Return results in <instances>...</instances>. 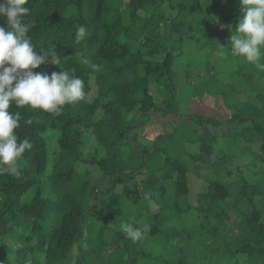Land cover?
Instances as JSON below:
<instances>
[{"label":"trees","instance_id":"1","mask_svg":"<svg viewBox=\"0 0 264 264\" xmlns=\"http://www.w3.org/2000/svg\"><path fill=\"white\" fill-rule=\"evenodd\" d=\"M216 4L215 0H28L25 6L30 12L24 17L30 25L28 35L36 51L50 60L32 71L50 75L53 71L71 73L75 69V75L84 82L86 97L66 104L58 115L10 105V112L21 113L20 126L15 130L17 136L21 140L28 138L33 147L17 161L20 175L0 173V264H94L87 261L82 250L74 258L72 253L74 245L83 241L84 216L92 213L91 208L83 206L90 199L87 181L73 184L76 163L83 162L96 164L102 177L109 179L107 189L94 203L97 206L106 203L113 218L117 216L115 205L121 203L120 194L134 195V201L142 197L154 199L156 194H165L164 184L175 174L173 204H157L159 210L148 221L149 235L143 243L141 239L133 242L120 230L113 240L101 245L97 253L104 255L107 248L111 250L106 253L104 264H137L139 258H164L160 245L166 246L170 237L159 234L172 226L169 228L164 220L161 221L163 210L172 208L177 211L176 215L194 210L189 202L188 170L176 161L170 163L173 173L163 170L160 164L153 166L151 156H158L164 149L157 141L153 146L142 142L139 127L145 124L144 116L149 119L159 111L170 112L165 105L174 101L176 90L170 80L175 59L172 51L181 50L197 32L199 48L206 37L217 47L221 45L219 30H225L228 23H235L232 28L235 30L239 14L223 15L221 12L222 16H215L211 10ZM141 12L148 15L143 16ZM81 25L87 28L88 34L84 40L77 41L75 33ZM0 26L6 27L5 19L0 18ZM82 56L99 65V70L82 65ZM261 62L264 63V59ZM252 70H258L254 64ZM260 72L264 76V71ZM247 81L251 86L253 76ZM154 82L167 90L161 101L155 100L150 92ZM259 90L262 95L257 91L256 96L264 98V91ZM193 116L201 118L199 114ZM234 117L232 113L230 118ZM29 118L33 121L31 125L25 123ZM255 127L261 137L259 149L262 153L264 125L256 124ZM48 129L61 131L59 137H50H58L59 148L53 158H49L48 140L44 137ZM88 134L95 135L104 150L103 157L90 153V157L84 156L81 148ZM209 152L207 145L200 144L199 154L193 155V159L206 161L204 157ZM164 161L170 162L168 158ZM146 167L149 171L142 172ZM138 172L145 176L137 181L134 175ZM227 174L232 173L228 170ZM242 181L237 202L232 203L245 198L252 209L238 221L240 232L228 228L229 214L225 215L223 209L212 213L205 209L202 215L203 203L231 201L230 185L218 179L207 180L197 194L201 224L192 226L189 231H171L173 246H182L184 240L191 244L201 242L197 247L201 255L206 245L219 252L224 243L221 251L225 253L221 258H227L219 264H264V218L253 206L257 190H252L254 186L246 180ZM31 189V197L22 200ZM173 214L166 218H172ZM204 221H213L215 225ZM46 222L52 224L47 226ZM219 223H223L220 231L217 229ZM153 241L158 244L156 253L148 245ZM12 242L18 243L15 250ZM182 251L180 248L179 256L172 257L171 264H189Z\"/></svg>","mask_w":264,"mask_h":264},{"label":"rangeland","instance_id":"2","mask_svg":"<svg viewBox=\"0 0 264 264\" xmlns=\"http://www.w3.org/2000/svg\"><path fill=\"white\" fill-rule=\"evenodd\" d=\"M215 1H217V4L211 10L213 15L222 16L221 12L223 15H233L236 13L240 15L238 0ZM141 14L143 16L148 15L144 12H141ZM228 24L231 28L235 25V23ZM218 34H220L221 45L227 47L231 34L227 25L225 30H219ZM198 38L199 33L197 32L191 42L183 44L181 50L172 51L175 59L173 66L171 65L170 80L176 86L175 98L169 105H165V108L170 110L169 114L158 112L150 120L151 123L158 125V133L162 132V135L157 137L155 141H157L159 147L164 149L158 156H151L154 159L152 161L153 166L160 164L161 167L164 166L162 168L163 170L170 171V173H173L171 170L173 165L170 164L172 162L176 161L187 167L188 183L190 186L189 202L193 205L194 210H187L180 215H176L177 211L166 207L162 212L164 217L161 218V221L164 220L169 228L172 226V229H167L164 231L165 233L159 234L161 235L160 237H170L169 243L166 246L160 245L162 247L160 253L163 252L162 255L164 258H139L137 264H171L172 257L179 256L177 253L180 248L183 249V253L181 254L185 255L184 257L189 260V264H206L209 262L219 264L226 260L225 258L227 257L225 255V257L221 258L225 253L221 251L224 249V243L219 247V252H215L214 247L210 249V246L206 245V251H203L201 255L197 250L201 242L191 244L184 240L182 246H173V237L170 235L172 233L171 231H189L192 226L201 224L200 219L202 216L199 213L200 203L197 201L198 190L203 188L201 178L206 182L212 179L223 181L228 186L230 185L231 193V198H229L231 200L230 203H203L202 215L205 209H209L208 213L223 209L226 211V213L223 211L225 215L229 214L226 219L228 228L232 227L234 231L240 232L241 227H239L238 221L244 218V213H248L252 209L250 207L251 203H247L245 198L242 202H239V200L238 203H232L234 201L237 202L238 190L243 185L242 179H244L248 184L254 186L251 187L252 190H257L254 195L255 203H253V206L259 210L262 218H264V152H260L259 143L261 137L258 136L255 127L256 124L264 125V104H261L264 98H258L256 96L257 91L261 93L259 88L262 89V92L264 91V76L258 70H252L253 72H251L252 64L246 62L242 57L233 56L226 49L223 50L225 55H219L218 53L222 51L219 44H217V47L215 44L212 45L208 37L204 39L203 46L199 48L197 46ZM239 66L240 70L237 71ZM189 67L201 69L200 78L196 79L195 84L190 82L192 74ZM210 68H214L213 71ZM252 76L254 82L249 86L247 79H250ZM150 92L153 94L155 100L161 101L162 95L167 90H164L163 86H159L157 82H154L150 85ZM206 93H210L213 96V101H215L213 107L216 111L215 115H205L202 112H198L202 114V117L197 119L195 116L188 114L192 101L196 97H204ZM167 95H170L169 92ZM192 110L197 111L198 109L192 105ZM181 112H185L186 114ZM232 113L235 114L234 119L230 118ZM256 113L257 115L255 117L246 118ZM175 114H177L176 119L178 120L174 121L173 115ZM179 114L186 116V118H181ZM211 114L214 113L212 112ZM210 116L213 118L208 120L204 118ZM143 120L147 123L148 118L144 116ZM60 133L61 131L58 129H48L44 133V137L48 140L49 158H53L55 151L59 148L57 139ZM51 135L58 137L50 138L52 137ZM90 135L88 134L86 136L81 148L84 156L90 157V153V155L93 154L98 158L103 157L104 150L102 146L99 144L95 135ZM145 139L143 138L141 141L151 144L154 136L151 139H147L148 141ZM197 143L209 147L211 153L209 152L204 157L206 161L202 159L193 161L191 154L197 152ZM165 158H168L170 162L165 163ZM76 168L77 171L76 175L73 176V184H79L84 180L87 181L90 199L83 206L84 209L91 208L92 213L84 216L83 241L80 245H74L72 250L73 258L82 250L88 262H93L94 264H104V262H107V255L111 251L109 248L106 251L108 254L98 255L97 253H99L101 245L113 240L114 234L121 230V222L130 223L134 227L138 225L143 232L141 238V243H143V240L149 235L148 229L150 223L148 221L159 210V208L153 205L164 202L168 205L173 204L175 197V174H172L173 179H168L165 182V194H156L154 195V199L142 197L134 201V195L120 194L121 203L115 205L117 216L113 218L105 207L106 203H100L98 206L94 203L95 199L108 187L107 181L100 177L101 170L99 167L96 164H85L83 162V164L76 163ZM228 170L231 171V175L227 174ZM142 171H149V168L146 167ZM144 176L139 173L134 175V179H137V181L142 180ZM155 188L157 189V186ZM251 189H249V192L252 191ZM32 191L33 189L24 194L22 200H28L31 197ZM182 205L184 203H181ZM171 213H174L173 217L171 218L169 216L166 218ZM204 223L215 225L213 221H204ZM48 224L51 225L52 223L46 222L47 226ZM222 227L223 223H219L217 226L218 231L222 230ZM198 238L203 240L201 236H198ZM148 242L144 244L145 247ZM156 242L153 241L151 244H148L154 249L155 253L158 252V244ZM17 246L18 243H11L13 250ZM240 261L243 262L244 260ZM226 264L233 263L227 262Z\"/></svg>","mask_w":264,"mask_h":264},{"label":"clouds","instance_id":"3","mask_svg":"<svg viewBox=\"0 0 264 264\" xmlns=\"http://www.w3.org/2000/svg\"><path fill=\"white\" fill-rule=\"evenodd\" d=\"M28 0H0V18L6 27L0 26V173L20 175L17 161L32 149L28 138L20 139L16 129L20 126L21 113L10 112V105L19 108L39 109L45 113L59 114L63 106L85 99L83 80L75 75V69L33 72L42 64L50 63L49 57L36 51L28 35L30 25L24 17L30 12L25 5ZM240 15L233 31H230L228 46L220 45L218 54L229 51L233 56L242 57L246 62L264 71V0H238ZM224 27V26H222ZM87 28L81 25L75 33L77 41L87 37ZM80 63L89 65L94 71L99 65L82 56ZM31 125L32 119L25 121ZM157 207V205H153ZM120 228L133 242L139 241L143 232L127 222Z\"/></svg>","mask_w":264,"mask_h":264},{"label":"crops","instance_id":"4","mask_svg":"<svg viewBox=\"0 0 264 264\" xmlns=\"http://www.w3.org/2000/svg\"><path fill=\"white\" fill-rule=\"evenodd\" d=\"M189 68L191 69V74H192L191 79H190V82H192V84H195L196 81H197L196 79H199L200 78L199 75L201 74V69H199V68H193V67H189ZM190 69H188V70L190 71ZM213 69L211 71H213ZM192 105H193V107L197 108L198 110L197 111H193L192 110ZM214 105H215V101H213V96L210 93H206L204 95V97L203 96L196 97V99L194 101H192V104L190 105L191 106V109H189L188 114L193 115V114H199L198 112H202L205 115H215L216 111L213 108ZM159 112H161V111H159ZM212 112L214 114H211ZM181 113L186 114L185 112H181ZM154 114H156V113H154ZM199 115L202 117V114H199ZM173 116H174V119H173L174 121L175 120H178V119H176L177 114H175ZM179 116L181 118H183V119L186 118V116L181 115V114H179ZM151 117L147 120V123H145L143 126H140L139 128H140V131H141L140 132V135H141L142 139L143 138H146L145 140H147V139H151V137L154 136L153 142L150 144V145H153L155 139L157 137L161 136L162 135V132L161 133H158V125L156 123L155 124L154 123H151V121H150L151 120ZM204 118H213V117L210 116V117H204ZM199 147H200V143H197V150H196L197 152L191 154L192 155V159H193V155H195L196 153H198ZM193 161H194V159H193ZM100 177L103 180H106L107 181V184L109 185V179L103 178L102 175H100ZM201 181H202V184L201 185H203V187H204L207 184V182L204 179H202V178H201ZM202 189L203 188L199 189L198 192L200 190H202Z\"/></svg>","mask_w":264,"mask_h":264}]
</instances>
